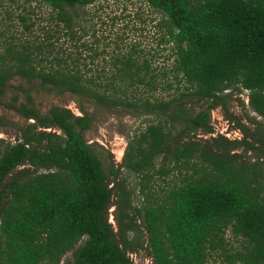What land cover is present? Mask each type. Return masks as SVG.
<instances>
[{
    "label": "trees",
    "instance_id": "obj_1",
    "mask_svg": "<svg viewBox=\"0 0 264 264\" xmlns=\"http://www.w3.org/2000/svg\"><path fill=\"white\" fill-rule=\"evenodd\" d=\"M38 1L48 7L47 25L39 38L30 30L33 22L18 15L19 34L26 37L0 52V94L19 77L108 109L166 112L192 130L211 133L209 111L221 102L220 93L244 89L248 106L264 119V0H141L160 14L162 38L172 43L170 72L185 85L167 100L151 101L143 94L156 91L161 78L147 59L129 51L98 71L90 54L85 63L77 48L62 47V37L77 45L82 31L77 8L95 0ZM182 98L207 104L184 116ZM30 102L25 94L24 102L6 104L26 122L16 141L0 139V264H59L79 241L71 264H132L127 251L141 247L152 264H205L217 249L227 264H264L263 170L231 152L254 149L244 138L171 143L166 123L147 124L128 141L122 166L148 179L161 156L156 171L182 174L159 202L134 208L133 214L119 184L114 231L106 215L114 184L108 186L82 137L87 115L60 106L40 113ZM227 231L239 248L227 243Z\"/></svg>",
    "mask_w": 264,
    "mask_h": 264
},
{
    "label": "rangeland",
    "instance_id": "obj_2",
    "mask_svg": "<svg viewBox=\"0 0 264 264\" xmlns=\"http://www.w3.org/2000/svg\"><path fill=\"white\" fill-rule=\"evenodd\" d=\"M47 13L48 7L38 0H31L28 3H23L22 0H0V52L6 45L14 44L16 38L26 37V34H19L22 31L18 20L19 14L25 17V22H33L30 30L32 34L40 38L42 29L47 25L45 24ZM77 13L82 25L77 45H72L71 41L62 37L59 39L62 47L72 51L77 48L81 60L83 58L85 63L90 60L85 56L90 54L91 67L98 71L103 66L104 70L108 69L114 57L129 51L140 57L139 59H147L158 78H161V85L156 91L143 94V97H149L150 101L154 98L167 100L178 91H183L184 83H177L170 72L173 64L172 43L162 38L163 29L159 26L161 16L145 2L95 0L88 6L77 8ZM246 93L244 89H228L220 93L221 102L209 111L208 122L211 133H205L201 129L192 130L182 119L170 118L166 112L148 113L142 108L108 109L85 97L70 92L58 93L35 81L28 82L25 79L13 77L0 94V139L14 142L19 138V129L24 126L26 120L6 104L24 102L25 94L30 95V104L40 113H45L51 106L68 108L74 115L85 113L88 126L81 131L82 137L99 159L109 183L108 186L114 184L111 205L107 208L106 215L107 221L115 231L119 184L127 192L131 205L128 212L133 214L134 208L140 209L143 204L151 205L159 202L172 185L179 183L182 174L176 170L164 175L156 171L161 164V156L155 158L154 168L150 171L148 179L122 166V156L128 141L149 123H166L169 126L171 143L189 139L204 143L211 136L218 135L228 139L244 138L254 149L244 152L243 147H239L231 152H236L240 157L255 160L264 174V163L260 161L264 162V158L257 159V155H260L261 150L264 149V119L250 109ZM181 100L184 102L183 113L186 114L184 116L194 115L207 104L204 100L196 98ZM210 148L215 150L211 144ZM138 229L141 231L140 225ZM131 234L134 235V233ZM139 235L140 238H144L143 232ZM224 238L232 249L239 248V240L232 237L228 231L224 233ZM80 242L63 254L59 264H71L72 251ZM211 254L205 264H227L220 250L217 249ZM127 255L132 264H152L147 249L143 247L127 251Z\"/></svg>",
    "mask_w": 264,
    "mask_h": 264
}]
</instances>
